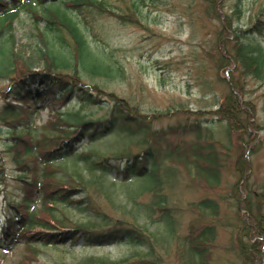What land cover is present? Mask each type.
Here are the masks:
<instances>
[{
  "label": "rangeland",
  "instance_id": "374dc122",
  "mask_svg": "<svg viewBox=\"0 0 264 264\" xmlns=\"http://www.w3.org/2000/svg\"><path fill=\"white\" fill-rule=\"evenodd\" d=\"M149 1L145 0L142 5L143 15L138 20H135L136 15L133 18L129 9L131 0H106L107 7L113 12L81 11L80 17L87 22V29L104 41L102 45L106 52H111L122 68L121 75L117 77L89 75L80 70L82 76L89 84L101 85L105 91L99 93L94 90V93L104 99L111 97L110 94L122 99L148 122L144 135L145 130L140 136L124 139L107 135L103 140L87 145L84 150L126 155L146 145L157 147L156 141L160 139L166 146L181 139L192 140L190 133L180 137L178 133L162 132V129L198 121L211 127L212 137L229 142L231 146L234 144L231 149L233 161L223 171L221 184L216 187L208 185L182 156L162 158L154 181L146 178L124 180L109 173L101 176L100 170L90 171L84 163L76 164L75 160L68 159L65 161L68 170L77 167L87 179L101 176L104 183L102 186L91 183L87 191L75 197L85 198L86 193L90 197L91 206H85L83 210L59 204L71 219L99 220L98 214L102 212L125 224L133 222L143 227L148 240L136 245L127 241L90 245L82 238L67 244L37 245L19 240L10 248H7L9 242L2 240L0 264H131L138 260L184 264L186 253L180 250L184 236L191 226L213 221L218 226L210 264H247L250 259V254L240 256L236 245L240 240L251 244L250 237L241 236L239 225H243L242 221L247 220L251 210H257V206L262 215L264 211L263 195H259L264 189V82L251 74H244L242 66L234 60L220 67L219 59L222 55H230L229 49L235 46L237 34L245 40L254 36L264 45V0H215L214 8L206 0ZM235 5L242 11L236 12ZM258 22L260 32L250 34L244 31L256 27L254 25ZM14 25L20 54H32L31 49L38 38L35 30L30 28L31 22L15 21ZM224 43L228 46L223 49ZM8 83L0 79V104L9 100L3 96ZM51 88L54 89L53 86ZM230 91L250 109L249 121L246 114L232 117L234 136L230 135L231 141L226 131L228 124L220 120L218 112ZM15 103L30 113L38 130L48 120L55 119L57 105L51 99ZM70 106L77 109L79 104ZM84 112H92L94 117L104 116L107 108L87 106ZM223 115L226 114L223 112ZM243 124L248 125L247 131V127L241 126ZM4 127L0 120V166L4 164L9 177L7 187L0 188V223L6 200L18 194L12 180L16 168L2 144L5 133L1 128ZM238 168L240 174L236 173ZM249 172L252 173L248 176ZM235 182L239 188L244 183L247 187L240 190L239 197L235 196L232 188ZM207 196L218 201L217 217L196 206L199 199ZM254 200L255 205L252 206ZM247 201L252 206L251 210L243 207ZM39 202L37 197V207ZM160 202L171 208L172 216L159 208ZM237 211L241 217L245 216L241 221ZM41 217L47 219L46 213L41 211ZM164 217L172 221V232L167 229Z\"/></svg>",
  "mask_w": 264,
  "mask_h": 264
},
{
  "label": "trees",
  "instance_id": "16d2710c",
  "mask_svg": "<svg viewBox=\"0 0 264 264\" xmlns=\"http://www.w3.org/2000/svg\"><path fill=\"white\" fill-rule=\"evenodd\" d=\"M206 1L214 8L215 0ZM144 3L145 0H131L129 9L133 12V18L136 15L135 20L143 15ZM235 8L238 13L242 11L238 5ZM84 9L98 13L113 12L107 7L106 0H0V79L9 82L3 93L9 100L0 104V120L5 126L1 128L5 133L2 144L10 153L16 168L12 180L18 192L16 197L6 200V208L2 212L0 241H8L7 248L19 240L32 245L67 244L79 238L90 245H108L120 241L134 245L146 243L149 237L143 227L140 228L136 223L125 224L102 212L98 214L99 220L75 221L59 204L82 210L85 206H91L87 193L85 198L75 197L87 191L91 183L102 186L101 176L108 173L124 180L146 178L154 181L160 160L164 157L182 156L186 163L194 167L199 177L208 185L216 187L222 182L223 171L233 161L231 149L234 144L231 146L229 142L212 137L211 127L198 121L162 129V132L178 133L180 137L190 133L193 135L192 140L181 139L176 144L168 143L166 146L161 144L160 139L156 141L157 147L154 144L146 145L126 155L84 150L87 145L99 142L107 135L124 139L140 136L141 131L145 130L144 135L148 126L146 118L137 114L138 110L131 109L112 94L106 99L97 95L94 90L105 92L103 87L89 84L82 76L80 70L107 78L117 77L122 72L114 55L106 52L107 49L102 45L104 41L87 29V22L80 17ZM22 14L23 19L20 18ZM24 20L31 22L30 28L35 30L34 34L38 38L31 49L32 54L28 56L20 54L15 39L14 22L22 23ZM258 24L244 31L250 34L260 32ZM225 43L221 46L223 49L228 46ZM229 54L220 56V67L234 60L242 66L244 74H251L264 82V45L254 36L245 40L237 34L235 46L230 47ZM33 99L37 102L51 99L57 105L55 119L48 120L39 130L30 113L15 103ZM242 102L240 97L230 91L218 111L220 120L228 124L226 131L230 141V135L234 136L232 117L246 114V120L250 119V109ZM73 104H79V107L73 109L70 106ZM87 106L106 107L107 113L94 117L92 112H84ZM241 126L247 127L245 131L248 130L247 124ZM238 128L241 129L240 126ZM68 159L75 160L76 164L84 163L90 171L100 170L101 176L87 179L77 167L68 170L65 162ZM236 173H241L239 168ZM8 182L9 177L2 164L0 188L7 187ZM244 184L241 188L238 182L233 184L236 197L240 196V190L247 189ZM262 193L259 195H263L264 200V189ZM37 197L39 207L36 205ZM217 202L207 196L199 199L196 206L205 213L208 211V215L217 217ZM160 204L159 208L172 216L171 208ZM243 207L251 210L248 201ZM41 211L46 213L47 219L41 217ZM251 212L245 220V216L241 217L237 211L240 221L244 219L243 225H239L241 236L250 237L251 244L240 240L236 250H239L240 256L251 255L247 264H264V211L262 215L257 206V210ZM163 219H166L167 229L172 232L170 218ZM217 226L216 221L191 226L184 236L183 247H180L186 253L184 264H210ZM131 264L156 262L138 260Z\"/></svg>",
  "mask_w": 264,
  "mask_h": 264
}]
</instances>
